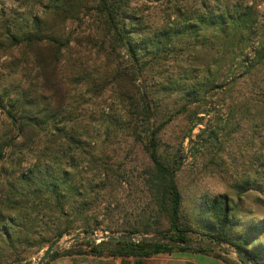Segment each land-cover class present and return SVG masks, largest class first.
I'll use <instances>...</instances> for the list:
<instances>
[{"label":"trees","instance_id":"1","mask_svg":"<svg viewBox=\"0 0 264 264\" xmlns=\"http://www.w3.org/2000/svg\"><path fill=\"white\" fill-rule=\"evenodd\" d=\"M82 3L49 0L42 7V18L33 16L29 29L8 19L0 24V49L15 60L16 67L29 64L36 72L33 78L24 74L16 82L0 84V264H21L34 250L76 230L94 233L99 224L87 211L121 176L101 156L103 152L83 153L82 136L71 120L72 107L67 99L68 84L74 77L73 62L69 59L66 67L61 65L69 38L62 36L60 26L77 19ZM86 7L94 10V19L105 29L106 43L100 42L99 48L106 58L124 51L140 71L149 65L146 56L157 59L161 53L172 51L168 44L177 34L191 36L204 48L206 60L201 71L196 69L198 73L185 78L175 90L185 100L181 112L188 117L187 135L202 123L198 114L206 100L213 95H230L246 74L259 66L264 68V20L252 5L213 7L202 1L191 11L177 6L176 20L158 29L142 27L140 18L129 11L128 0H93V7ZM13 48L19 57L13 56ZM110 75H104L97 84L87 80L88 88L104 91L107 83L132 102L135 93L128 87L126 74L116 69ZM150 93L141 91V104H130L127 120L110 117L102 124L107 132L128 131L142 144L146 159L142 178L157 214L166 218L167 233L162 232V226L148 224L106 229L151 231L168 236L172 242L189 241L187 233L193 229L190 221L182 219V195L176 182L179 156L175 153L170 159L159 150L164 123L156 121L157 107ZM136 115L139 120L132 121ZM213 135L214 131H208L207 137L216 140ZM197 209L200 220L196 225L206 241L232 247L252 264H264V214L255 218L252 212L240 210L227 193L204 194ZM81 243L88 246L86 253L92 256H132L137 264L162 253L210 250L145 240ZM63 253L70 255L73 250ZM59 255L61 252H52L49 258Z\"/></svg>","mask_w":264,"mask_h":264},{"label":"rangeland","instance_id":"2","mask_svg":"<svg viewBox=\"0 0 264 264\" xmlns=\"http://www.w3.org/2000/svg\"><path fill=\"white\" fill-rule=\"evenodd\" d=\"M48 1L0 0V24L8 19L29 29L33 16L42 18V7ZM202 1L213 7L252 5L259 12L260 20H264V0H128V5L129 11L140 18L142 27L158 29L176 20L177 6L191 11L198 9ZM86 6L93 7V0H83L77 19H69L60 26L62 36L69 38L61 65L66 67L69 59L73 62L74 77L68 84L70 98L67 101L72 107L73 125L82 136L83 153L103 152L101 156L111 162L121 176L107 186L96 205L87 211L99 224L94 233L76 230L53 241L57 243L53 252H61V255L49 258V254L41 264H70L77 258L89 256L86 253L88 246L81 242H99L68 241L75 234H142L169 238L151 231L130 233L106 229L116 226L126 229L133 225L140 228L148 224L153 228L162 226V232L167 233L166 218L157 214L142 178V168L146 164L142 144L128 131L107 132L102 124L110 117L127 120L130 104H141L142 90L151 91L152 103L157 107L156 121L164 123L160 133L161 154L170 159L175 153L179 156L175 163L176 182L182 195V219L190 221L193 229L187 233L189 241H206L196 225L200 220L197 204L204 194L227 193L238 203L240 210L252 212L255 218L264 214V68L259 66L246 74L232 87L230 95H213L206 100L198 114L202 123L194 126L187 135L188 117L181 112L185 100L178 97L175 90L184 84L185 78L201 71V64L206 60L204 48L200 43H194L191 36L177 34L168 44L173 50L166 55L160 52L157 59L146 56L149 65L140 71L124 51L106 58L99 48L100 42L106 43L105 29L94 19V10ZM11 53L19 57L17 49L13 48ZM13 62L15 60L0 49V84L16 82L24 74L33 78L36 72L32 65L16 67ZM116 69L126 74L128 87L135 93L132 102L120 97L107 83L104 91L88 88L87 80L97 84L104 75L112 76ZM166 86L169 88L164 90ZM135 120H139V116L132 117V121ZM208 131L215 132L216 140L207 137ZM238 185L243 188L236 187ZM53 242L34 250L21 264H35ZM68 249L73 253H63Z\"/></svg>","mask_w":264,"mask_h":264},{"label":"crops","instance_id":"3","mask_svg":"<svg viewBox=\"0 0 264 264\" xmlns=\"http://www.w3.org/2000/svg\"><path fill=\"white\" fill-rule=\"evenodd\" d=\"M207 251L187 250L157 254L145 258L141 264H245L235 250L225 244L208 247ZM70 264H137L132 256H85Z\"/></svg>","mask_w":264,"mask_h":264},{"label":"water","instance_id":"4","mask_svg":"<svg viewBox=\"0 0 264 264\" xmlns=\"http://www.w3.org/2000/svg\"><path fill=\"white\" fill-rule=\"evenodd\" d=\"M75 239H81V240H97V242H100L101 240H110V241H140V240H145V241H157L160 243H169L174 246H183L186 248H208V247H216V246H222L221 243H216V242H208V241H184V242H172L169 238L166 237H160V236H147V235H142V234H120V235H111L108 233H105L103 235H80V234H75L71 236L68 241H72ZM57 243L53 242L52 244L49 245V247L44 251L42 256L37 260L35 264H41V262L49 255L51 254L55 248H56ZM236 252V251H235ZM237 255L240 257L242 261H244L245 264H252L246 256L243 254H240L236 252Z\"/></svg>","mask_w":264,"mask_h":264}]
</instances>
